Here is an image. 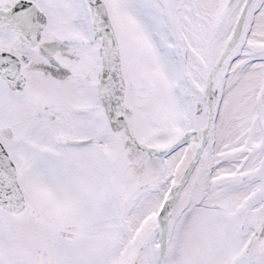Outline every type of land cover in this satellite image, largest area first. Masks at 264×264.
<instances>
[{
    "label": "snow or ice",
    "instance_id": "obj_1",
    "mask_svg": "<svg viewBox=\"0 0 264 264\" xmlns=\"http://www.w3.org/2000/svg\"><path fill=\"white\" fill-rule=\"evenodd\" d=\"M0 264H264V0H0Z\"/></svg>",
    "mask_w": 264,
    "mask_h": 264
}]
</instances>
